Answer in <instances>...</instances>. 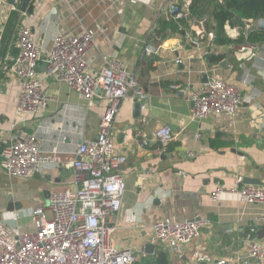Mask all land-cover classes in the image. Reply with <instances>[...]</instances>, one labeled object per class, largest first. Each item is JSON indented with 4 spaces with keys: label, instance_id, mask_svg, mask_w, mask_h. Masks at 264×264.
<instances>
[{
    "label": "crops",
    "instance_id": "obj_1",
    "mask_svg": "<svg viewBox=\"0 0 264 264\" xmlns=\"http://www.w3.org/2000/svg\"><path fill=\"white\" fill-rule=\"evenodd\" d=\"M166 4L167 0L27 2L43 49L51 46L58 30L75 34L87 30L96 44L86 54L90 70L97 72L110 60L119 59L149 95L146 107L139 110L134 109L133 98L122 99L112 124V138L119 144L115 171L125 182L112 235L115 245L134 248L139 257L150 244L156 220L200 218L207 223L196 239L204 248L197 264H217L238 247L241 230L264 215V202L243 204L228 192L236 174L264 187V52L255 60L241 54L243 37L241 43H234L240 37L229 36L231 26L218 33L212 13L196 16L184 8L182 17L174 19ZM21 20L0 5V54L9 66L0 71V148L17 133H30L53 162L42 164L27 178L8 176L0 168V220L22 214L17 223L30 209L45 205L50 191L72 188L69 163L81 142L96 137L107 106L106 100L88 102L65 82L48 77L43 83L47 100L41 113L15 117L20 81L10 65ZM208 33L213 35L210 42ZM194 38L199 40L197 45L191 43ZM254 43L264 45V37ZM152 48L156 51H146ZM211 54L223 55L219 63L225 60L226 66L208 62ZM253 60L259 68L251 67ZM241 61L249 68L251 83L242 91L237 114L190 120L187 98L202 76L237 82L243 75L237 66ZM37 72L44 73L43 62H38ZM161 125L174 133L167 149L152 140ZM125 134L127 140H123ZM142 139L149 143L143 145ZM219 188V200L213 201L211 195ZM258 240L264 243V237Z\"/></svg>",
    "mask_w": 264,
    "mask_h": 264
},
{
    "label": "built area",
    "instance_id": "obj_2",
    "mask_svg": "<svg viewBox=\"0 0 264 264\" xmlns=\"http://www.w3.org/2000/svg\"><path fill=\"white\" fill-rule=\"evenodd\" d=\"M191 3L192 0H183L182 4L167 0L166 9L174 19H180L182 10ZM0 5L22 19L17 32L16 54L10 65L20 81L15 117L41 113L47 100L43 83L48 77L65 82L88 102L107 101L96 137L81 142L75 150V158L69 163L72 188L50 191L45 205L29 210L31 231H23L18 225L22 214H14L8 221L0 220V264H134L138 259L137 250L118 248L112 239L125 182L115 171L119 144L111 133L120 101L130 97L144 109L148 93L119 59L110 60L97 72L90 70L86 54L96 44L89 31L75 34L58 30L51 46L43 49L30 13L21 9L22 0H0ZM256 22L239 18L230 27L229 34L233 39L243 37L239 52L254 60L264 52L263 44L248 40L250 30L256 29ZM212 39V33H208L209 42ZM198 41L194 38L191 43L197 45ZM146 51L155 52L156 49ZM254 60L251 67L259 68ZM38 62L44 64L42 75L37 72ZM237 66L243 72L237 82L208 75L198 84L187 98L190 120L200 122L210 115L232 117L237 114L242 91L251 83L249 68L242 61ZM173 139L174 133L168 125H161L152 134V140L162 147ZM141 143L147 145L149 141L142 139ZM51 162L53 159L41 152L37 138L30 133L19 132L0 148V168L11 177H30L42 164ZM221 192L220 188L216 189L211 199L219 200ZM228 192L243 204L264 202V187L243 183L239 174L233 177ZM263 222L264 215H259L247 224L239 233L238 247L217 264H263L264 243L257 238V230ZM206 223L200 218L158 219L152 224L150 244L153 248L163 246L169 253L170 264H197L204 256V248L196 239Z\"/></svg>",
    "mask_w": 264,
    "mask_h": 264
},
{
    "label": "trees",
    "instance_id": "obj_3",
    "mask_svg": "<svg viewBox=\"0 0 264 264\" xmlns=\"http://www.w3.org/2000/svg\"><path fill=\"white\" fill-rule=\"evenodd\" d=\"M205 2L212 6L211 13L217 22L218 33H223L226 26H232L239 18L248 20L264 18V0H193L187 7V11L192 15H200L203 12ZM31 9V5H26L25 10L27 12L30 13ZM263 37L264 32L260 30H253L248 34V40L251 42L260 41ZM241 39V37L238 38L234 43H241ZM224 41L226 43L231 42L230 40ZM223 57V55L211 54L207 60L210 63H219ZM2 77L3 74L0 73V78ZM134 264H170V256L163 246L155 245L151 253L141 254Z\"/></svg>",
    "mask_w": 264,
    "mask_h": 264
},
{
    "label": "water",
    "instance_id": "obj_4",
    "mask_svg": "<svg viewBox=\"0 0 264 264\" xmlns=\"http://www.w3.org/2000/svg\"><path fill=\"white\" fill-rule=\"evenodd\" d=\"M212 1H216V0H212ZM27 2L28 0H22V5H21V9L24 10L25 9V6L27 5ZM256 27H257V30H260V31H264V18L263 19H258L257 22H256ZM3 53L0 54V71H3L5 69H8L9 66L8 64L4 63L3 62V59H4V55H2ZM219 65H221L222 67H225L226 66V61L225 60H222ZM206 79H205V75L202 76V82H204ZM139 107H140V104L138 101H135L134 102V109L135 110H139ZM244 183H247V184H258V182L256 180H252V179H245L243 180ZM257 237L258 238H262L264 237V225L261 227L260 230H258L257 232ZM153 249V245L151 244H147L144 248V253L145 254H149L150 251Z\"/></svg>",
    "mask_w": 264,
    "mask_h": 264
},
{
    "label": "rangeland",
    "instance_id": "obj_5",
    "mask_svg": "<svg viewBox=\"0 0 264 264\" xmlns=\"http://www.w3.org/2000/svg\"><path fill=\"white\" fill-rule=\"evenodd\" d=\"M203 12L202 13H205L206 15H208L209 13H211V5L208 4V2H205L203 4ZM225 42V41H224ZM25 217L24 220H22L20 223H19V226L24 228L23 231H29L31 226H32V220H31V217H28V214H25Z\"/></svg>",
    "mask_w": 264,
    "mask_h": 264
}]
</instances>
